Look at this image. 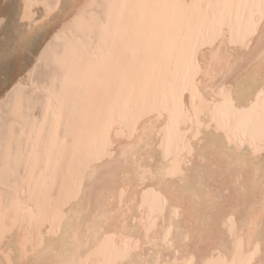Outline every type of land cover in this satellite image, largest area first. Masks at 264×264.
Wrapping results in <instances>:
<instances>
[{"label":"bare ground","instance_id":"6f19581e","mask_svg":"<svg viewBox=\"0 0 264 264\" xmlns=\"http://www.w3.org/2000/svg\"><path fill=\"white\" fill-rule=\"evenodd\" d=\"M20 10L8 58L34 60L1 87L0 264H264V0Z\"/></svg>","mask_w":264,"mask_h":264},{"label":"rangeland","instance_id":"374dc122","mask_svg":"<svg viewBox=\"0 0 264 264\" xmlns=\"http://www.w3.org/2000/svg\"><path fill=\"white\" fill-rule=\"evenodd\" d=\"M21 5H22V0H0V14H3L2 16H4V14H5L4 17H6L5 19H7V20H5V19L2 20V24L5 23L6 25L0 24V27H1L0 28V59L3 58L2 59L3 62L6 61L7 59H9V60H7L8 62L6 61L7 62L6 65H8V66L5 67L8 69H5V70L2 69L0 71L1 74L4 72H8V75H5L6 77L3 75L2 76L0 75V93L3 91V89H1V87L5 81L3 79H7V76L8 77L18 76L19 74H21L20 71L23 68L27 67L34 60L33 59L34 57H33V55H31L32 53H30L29 49H28V51L27 50L23 51L24 53H22L21 55L19 54L20 56L17 55L18 58H14L11 60V58H8V57H11L10 55H11L12 49L4 42V39L7 36L6 33L10 34L9 33L10 31H11V34L16 37V38L15 37L14 38L18 39L19 41L23 38L22 35L26 34V32L28 31V30L26 31L27 22L20 18ZM41 7L42 6H40L36 9L37 14L35 15V17L37 18V20H39V22L36 24H30L31 27H40L44 24H47L50 21V19H51L50 17H46L43 15L44 11ZM3 26H5V27H3ZM37 50H36V48L33 49V51H37ZM2 60H0V64H1ZM13 60H15V61H13ZM10 61H12V62H10ZM13 64H15L16 66H14ZM42 65H43L42 63L38 64L39 67H37V69H36V72L38 73L37 74L38 77H40V74L43 71ZM37 70H39V71H37ZM33 96H36V95L33 94ZM7 102H8V98H6L4 100V104L6 106L8 105ZM38 108L39 107L37 106L36 109L38 110ZM4 121H5V119H4Z\"/></svg>","mask_w":264,"mask_h":264}]
</instances>
